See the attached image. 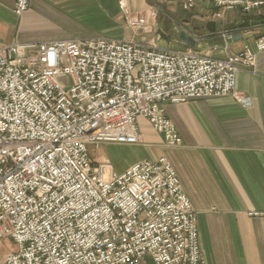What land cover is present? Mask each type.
<instances>
[{
    "label": "built area",
    "instance_id": "built-area-1",
    "mask_svg": "<svg viewBox=\"0 0 264 264\" xmlns=\"http://www.w3.org/2000/svg\"><path fill=\"white\" fill-rule=\"evenodd\" d=\"M207 1L256 16L264 8ZM28 4L15 0L13 13ZM252 62L247 47L217 59L104 36L0 46V264H205L196 212L168 159L117 172L93 165L89 147L142 143L138 117L180 143L164 105L230 95L247 106L236 73Z\"/></svg>",
    "mask_w": 264,
    "mask_h": 264
},
{
    "label": "crops",
    "instance_id": "crops-1",
    "mask_svg": "<svg viewBox=\"0 0 264 264\" xmlns=\"http://www.w3.org/2000/svg\"><path fill=\"white\" fill-rule=\"evenodd\" d=\"M14 1L0 0V46L105 35L179 50L187 46L178 38L183 30L193 37L194 51L223 58L242 51L246 42L253 49V39L264 33V26L233 28L256 15L220 11L204 0H196L190 10L181 7L182 0H125L132 11L156 10L154 28L163 33L159 40L133 36L120 15L119 0H30L20 17L12 12ZM239 33L242 37L233 40ZM236 89L249 98L248 106L230 96L165 104L181 138L178 145L165 143L138 117L142 144L99 146L117 153V172L140 160L168 159L196 212L205 264H264V216L253 215L264 213V51L256 53L253 68L237 72ZM102 159L112 166L108 157Z\"/></svg>",
    "mask_w": 264,
    "mask_h": 264
},
{
    "label": "rangeland",
    "instance_id": "rangeland-1",
    "mask_svg": "<svg viewBox=\"0 0 264 264\" xmlns=\"http://www.w3.org/2000/svg\"><path fill=\"white\" fill-rule=\"evenodd\" d=\"M204 1H207V0H204ZM15 2V1H14ZM207 2H209V1H207ZM212 6H213V8H215V9H217L211 2H209ZM29 5H30V0H29V4H28V7L24 10V12L29 8ZM196 5V4H195ZM118 6H119V12H120V15L122 16V18H123V22H125L129 27H130V29L132 30V32H133V36H140V35H144V36H147V35H153V37H154V39L155 40H159V39H161L162 38V31H159V30H155V28H154V26H155V21H157V12H156V10H148V13L147 12H142V11H132L128 6H127V4H126V2H125V0H119L118 1ZM13 7H14V5H13ZM181 7H182V5H181ZM183 8V7H182ZM184 9V8H183ZM233 9H239V8H233ZM184 10H190V9H184ZM218 10H220L221 11V9L220 8H218ZM231 10V9H230ZM240 10V9H239ZM241 11V10H240ZM12 12H13V9H12ZM23 13V12H22ZM243 13V12H242ZM16 17H20L22 14H20V15H16L15 13H13ZM133 16V17H142L143 18V20H144V22H143V27H141V26H139L138 28L137 27H135V26H132L131 24H128V21H127V19H126V16ZM142 25V24H141ZM237 26V25H236ZM264 26V25H263ZM259 27H262V26H259ZM236 29H238V30H240V31H243V30H246V29H252V28H242V29H239V28H236ZM181 31H183V30H181ZM180 31V32H181ZM180 32H179V34H180ZM185 32V31H184ZM186 33V32H185ZM179 34H178V38H179ZM187 34V33H186ZM239 34H241V37H242V33H239ZM238 35V34H237ZM264 35V33L263 34H260L259 36H257V37H255L254 39H253V42H252V44H253V46H254V48L252 49L250 46V44L248 43V42H246V44H244V46H243V49H242V51L245 49V47H247V48H249L250 49V51H251V53L253 54V62H252V64H250V65H248L247 67H243V66H239V68H238V71L241 69V68H253V66H254V64H255V56H256V53L257 52H262V51H264V50H262V51H260V50H258L257 49V47H256V44H257V40H258V38L260 37V36H263ZM99 36H104V37H108V38H111V37H109V36H105V35H99ZM227 36H225L224 35V44H226V42H227V39L225 40V38H226ZM192 39H193V37H191ZM111 39H119V38H111ZM180 39V38H179ZM238 39H240V38H238ZM121 40H131V41H134V42H139V43H146V44H150V45H152V46H154V47H156V48H163V50H167V51H172V52H181V51H188V50H192V51H194V49H192V48H190V46L191 45H189L186 41H183V40H181V41H183V42H185V44L187 45L186 46V48H183V49H179V50H174V49H169V48H166V47H164V46H159V45H157V44H155V43H153V42H150V41H148V40H146V39H144L145 40V42H142L141 40H135L134 38H132V39H121ZM236 40V39H235ZM12 43H15V42H12ZM37 43V42H36ZM5 45V44H4ZM242 51H240V52H242ZM240 52H238V53H240ZM238 53H231V54H238ZM231 54H228V55H231ZM203 55H205V54H203ZM227 55V56H228ZM207 56H209V55H207ZM210 57H212V56H210ZM212 58H217V59H223V58H225V57H223V58H218V57H212ZM253 70V69H252ZM237 71V72H238ZM237 74V73H236ZM238 91V90H237ZM239 92V91H238ZM241 93V92H240ZM220 96H230V95H220ZM208 97H217V96H208ZM230 97H232V96H230ZM201 98H207V97H201ZM233 98V97H232ZM192 99H197V98H192ZM192 99H189V100H192ZM234 99V98H233ZM189 100H187V101H189ZM235 100V99H234ZM187 101H185V102H187ZM236 101V100H235ZM236 102H238V101H236ZM181 103H184V102H181ZM238 103H240V102H238ZM179 104V103H178ZM241 104V103H240ZM250 104V103H249ZM248 104V105H249ZM241 105H243V104H241ZM247 105V106H248ZM244 106V105H243ZM177 131V130H176ZM140 132V131H139ZM178 133V132H177ZM142 135V134H141ZM178 136H179V134H178ZM180 137V136H179ZM163 138H164V136H163ZM164 141H165V143H167L166 142V140L164 139ZM180 142H181V138H180ZM142 143H143V137H142ZM142 143H140V144H142ZM167 144H169V143H167ZM178 144H180V143H178ZM178 144H173V145H178ZM102 145V144H101ZM126 145H129V144H126ZM134 145H139V144H134ZM169 145H172V144H169ZM89 154H90V159H91V162H92V164L93 165H97L98 163H100V162H102V161H106V160H103L102 158L103 157H108L111 161H112V166H111V168L113 169V170H115L116 171V169H117V167H118V164H117V162L115 161L116 160V158H117V153L116 152H113V151H111V150H108V149H104L103 147H94V146H90L89 147ZM109 160V161H110ZM144 160H150V159H144ZM141 161V160H140ZM109 163V162H108ZM109 164H111V162L109 163ZM134 164V163H133ZM131 166V165H130ZM129 166V167H130ZM129 167H127V168H129ZM126 168V169H127ZM125 169V170H126ZM124 171V170H123ZM253 215H263L264 216V214L263 213H259V212H254L253 213ZM2 253H3V251H2ZM201 254H202V252H201ZM146 264H153L150 260H147V263Z\"/></svg>",
    "mask_w": 264,
    "mask_h": 264
},
{
    "label": "water",
    "instance_id": "water-1",
    "mask_svg": "<svg viewBox=\"0 0 264 264\" xmlns=\"http://www.w3.org/2000/svg\"><path fill=\"white\" fill-rule=\"evenodd\" d=\"M263 25H264V18H262L260 20H245V21L241 22L240 24H238L237 26H234L233 28L234 29H236V28H239V29L255 28V27H259V26H263ZM179 38L183 41H186L191 46H194V44H195L194 39L189 37L184 31L180 32ZM238 38H241V34L232 36L233 40L238 39Z\"/></svg>",
    "mask_w": 264,
    "mask_h": 264
},
{
    "label": "trees",
    "instance_id": "trees-1",
    "mask_svg": "<svg viewBox=\"0 0 264 264\" xmlns=\"http://www.w3.org/2000/svg\"><path fill=\"white\" fill-rule=\"evenodd\" d=\"M245 18H246V19L260 20V19L264 18V15H259V16L251 17V18H249V17H245Z\"/></svg>",
    "mask_w": 264,
    "mask_h": 264
},
{
    "label": "bare ground",
    "instance_id": "bare-ground-1",
    "mask_svg": "<svg viewBox=\"0 0 264 264\" xmlns=\"http://www.w3.org/2000/svg\"><path fill=\"white\" fill-rule=\"evenodd\" d=\"M183 2V1H182ZM247 15H250V14H247Z\"/></svg>",
    "mask_w": 264,
    "mask_h": 264
}]
</instances>
